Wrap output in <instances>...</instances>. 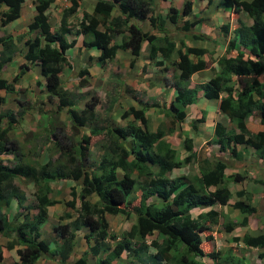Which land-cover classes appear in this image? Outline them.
Returning <instances> with one entry per match:
<instances>
[{
    "label": "trees",
    "instance_id": "1",
    "mask_svg": "<svg viewBox=\"0 0 264 264\" xmlns=\"http://www.w3.org/2000/svg\"><path fill=\"white\" fill-rule=\"evenodd\" d=\"M24 1L0 0V27L20 16ZM34 1L36 13L28 28L35 30V34L24 40V62L18 65L13 81L29 65L38 64L48 99L57 100L56 111L66 110L73 133L88 126L90 133L103 134L105 140L101 155L94 160L85 145L73 140L63 127L54 126L49 144L59 154L36 165L27 161L19 142L9 137L15 121L13 116L0 114V157L12 155L11 159L7 158L9 164L0 158V236L7 238L5 248L16 250L18 259L13 264H34L47 252L61 264L70 263L79 230H83L87 249L71 264H89L86 259L89 253L96 258L91 264H110L116 258L130 264H250L235 251L237 246L210 251L206 246L213 243L217 224L229 233L237 224L247 225L249 216L259 218L249 190L236 191L238 198L229 202L232 193L228 183L242 182L247 176L245 171L226 174L228 164L223 153L228 151L230 158L241 160L242 152L252 148L255 158L264 164V0H219L215 4L238 16L228 50L218 58L207 47L184 45V38L171 36L175 31L185 38L208 39L204 33L193 30L199 21L192 17L196 0H182L177 7L169 6L164 15L154 8L160 0H93L92 10L83 9L75 22L71 17L76 15L82 2L70 0L61 10L56 25L47 14L54 0ZM212 3L214 0H207V4ZM242 13L247 14L249 24L243 21ZM139 21H148L152 29H143ZM72 27L76 30L70 36ZM229 28L228 23L221 25L224 34ZM78 37L83 47L99 51L97 56H88V59L100 66L120 50H129V64L133 66L145 45L149 63L161 66V74L167 69L172 72L174 82L169 88L175 94L161 108L167 120L155 130L149 129L145 112L148 104L133 95L131 98L138 107L130 104L121 112V118L126 119L122 126L109 122L98 126L95 112L98 98L94 94L79 109L61 79L65 67L74 65L68 50L78 43ZM239 40L244 41L247 52L235 47ZM14 45L10 36H0V74L13 60L10 48ZM214 61L216 66L211 65ZM208 67L213 70L209 79L198 88L190 86L191 75ZM89 73L87 66L78 67L80 84L87 81ZM237 81L239 85L234 86ZM11 89L0 76V102ZM199 90L210 103L216 101L222 120L214 123L213 141H205L197 156L189 132H196L206 113L203 111L198 117L193 114L188 121L189 132L182 138L184 152L188 153L181 157L167 137L182 132L181 126L191 115ZM2 120L5 125H1ZM212 143L218 145L217 153L209 147ZM192 159L197 161V174L171 176L174 168ZM15 178L34 183L33 205L24 204L25 194L14 185ZM67 178L79 189L74 185L70 188L71 199L66 201L67 209L60 216L70 220L52 224L57 239L51 246L42 236V225L48 218V207L59 200L52 196L48 180ZM13 199L16 212L10 217L4 208ZM216 203L230 210L237 209L242 218L238 222L224 218L212 207L192 215L194 208ZM107 214H120L134 221L128 230L110 231ZM258 230L253 234L245 232L241 238L233 236L232 240L236 244L241 240L248 247L259 249L258 255L264 257V225ZM153 233H159L160 238L147 240ZM204 257L213 260L207 262Z\"/></svg>",
    "mask_w": 264,
    "mask_h": 264
},
{
    "label": "rangeland",
    "instance_id": "2",
    "mask_svg": "<svg viewBox=\"0 0 264 264\" xmlns=\"http://www.w3.org/2000/svg\"><path fill=\"white\" fill-rule=\"evenodd\" d=\"M80 1L82 2L81 7L77 11L76 15L71 17L72 22H75L76 19L81 16L83 9L89 10L91 8V4L93 3V0ZM181 3L182 0H171L170 4H168V1L160 0L156 2L154 8L157 12L160 11L161 13L162 11L165 13L169 6H178ZM218 3L219 0H214V3L211 5L207 4V0L194 1L192 17L197 18L199 21L195 24L193 30L195 32L204 33L206 36H208L207 40H194L192 38H185L182 33H175L173 30L171 36L175 39L184 38V45H189L188 42L190 41L191 44H194L191 46H204L210 50H213L214 58H218L219 56L225 54L228 50V40L233 36L232 29L234 28L233 26L237 24L238 16L236 14H231L229 11L224 9L222 5L216 7L215 4ZM69 4L70 0H54L49 5L47 14L54 25L58 23L60 12L63 7ZM35 13V1L27 0L21 9L20 16L8 23L6 26L0 27V36H10L15 43L14 47L10 48L13 60L7 67H4L0 74V76L5 78L8 84L12 86L11 90L5 92V100L0 102V114L9 113L15 120L13 121V128L9 132V137L14 138L19 142L23 153L26 154L25 157L28 162L38 165L37 163L39 162H44L49 158L55 159L58 156L59 152L54 146H50L49 141L51 138L50 131L54 128V126H61L65 129L66 133L72 137L73 140H78L82 145H85L90 154H92V159L95 160L102 153V143L105 140V136L103 134L90 133L88 126L83 127V129L78 131L77 134L73 133L66 110L61 109L56 111L57 100L48 99L47 91L44 88V78L40 75L38 64L34 63L29 65V69H27L16 82H14L12 79L13 75L19 71L18 65L21 62H24V40L27 37H32L35 34V30H29L28 28V24L33 20V15ZM241 17L244 22L247 24L250 23V19L248 18L247 14L242 13ZM139 23L145 30L152 29L148 21H139ZM224 23H228L230 26L226 34H224L221 30V25ZM75 30L76 28L72 27L69 35L73 36ZM239 41L235 42V47L241 48L247 52L248 48L245 46L244 41ZM144 46L141 53L142 57H139L133 66H130L129 64L131 58L129 50L118 51L116 56L112 60L106 61L103 66H100L96 63L93 64L94 60L92 59L89 61L88 56H97L99 51L96 48L87 49L83 47L81 37H78V43H76L73 48L68 50L71 63L74 65L72 67L66 66L62 72L61 79L63 87L70 91L75 100V104L79 109L85 107V102L90 98L91 95L94 94L97 96L98 103L96 105L95 112L98 126H103L107 122L111 124L113 123L114 125H124L126 123V119L121 118V112L128 109L130 104L138 107L136 101L131 98L132 95L137 96L138 99H141L143 102L148 104V109L145 112L148 119L149 129L155 130L160 126L161 123L167 120L162 113L161 108H164L168 100H170L175 94V91H173V94H170L169 89V87H171L174 82L172 72L170 69H167L164 71V74H161V66H155V64L146 63L143 59L146 58V49ZM213 64L215 66L217 65L216 62ZM79 66H87L90 72L87 76V81H84L83 84H80L78 80L77 69ZM160 74L164 75L165 78H162L165 82L162 85L159 83L162 81ZM212 74L213 70L211 68L203 72L196 73L190 77L189 85H193L198 88L199 85L207 81ZM262 77H264V73ZM238 85L239 81L235 82L234 86ZM129 88L131 90H128ZM123 92H125L126 95H124ZM199 92L200 97H202V91L199 90ZM214 102L216 103V101ZM201 104L202 99H200L199 103L197 101L195 107L191 111V115L186 119L183 125H188V121L190 120L191 116H193V114H195V117H198L203 111H205L199 107ZM23 110H25V112L24 115L21 116V112ZM212 115L213 114L211 113L209 117H212ZM220 116L222 120V115L217 111L213 117V121H210L211 125H213L215 120ZM128 118L130 119L132 117ZM1 125H5L4 120L1 121ZM211 131H213V129L207 124L203 132V135L206 139L209 138V136L206 135L207 132ZM187 132H189V130H183L181 133L186 135ZM84 134H86V136ZM85 137H87V139H85ZM181 138H183V135H181ZM212 151L213 153H217V147H214V149L212 147ZM223 154H229V152L225 151ZM242 154L256 153L252 148H247L242 152ZM0 158L4 163L9 164L10 161H8V159H11L12 155L3 154ZM248 162L249 160L247 161V164ZM249 168L250 167L247 166L246 169L249 170ZM188 169L189 172H193L192 174H194L197 170V168L192 164ZM251 170L254 178L258 179V181H254L253 179L249 180L247 183L249 188L259 186V188L264 189V182L260 181V179H264V171H260L262 169L253 168H251ZM240 171L242 172L243 170L241 169ZM48 181L52 186V196L59 201L56 204L49 206L47 209L49 215L45 223L42 225V236H44V238L50 242V245L53 246L57 237L52 230V224L59 221L67 222L70 220L68 218H61L60 216L63 214L64 210L67 209L65 207L66 201L71 199L70 188L74 185L78 190L79 187L75 185V182L71 180V178L58 181ZM14 185L19 191L25 194L24 204L33 205V192L35 190L34 183L29 179L23 180L20 178H15ZM245 189L249 190L248 186H246ZM234 198L235 195H233L232 201H234ZM260 202L264 203V199H260ZM261 209H263L262 206ZM226 210L227 214L229 213V216L233 214V212H231L233 210H230L229 207H227ZM4 211L8 213L10 217H12L16 212V200L13 199L11 204L4 208ZM221 215L226 217L225 214ZM239 216L240 215H238V217ZM257 217H259V215H257ZM107 218L109 220L110 230L117 232H119L121 229L128 230L134 221V218H125L123 215H108ZM219 228L224 229L223 226ZM146 238L147 240H151L153 238L157 239L160 238V234L153 233ZM220 238L221 239L216 240L217 246H222V248H225L223 246L230 244H232L230 247L235 246L233 245L234 243L232 241L230 243V240L227 239L228 235L225 237L227 242L223 237ZM6 241V237L0 236V247L3 252V259L0 261V264H13L18 259V256L15 249L9 250L5 248ZM75 243L77 246L72 251V256H70L69 259L70 263L68 264H71L76 259L81 257L83 251L87 249L86 241L83 237V230H79L77 233ZM109 243L113 244L114 242L109 241ZM210 248V244H207V251L210 250ZM235 251L240 254L243 252V248L239 246L235 249ZM253 254L258 255V251ZM101 256H105V253H102ZM86 259L87 262L91 264L92 262H95L96 258L89 253L86 255ZM34 264L61 263L56 259V256L52 255L50 252H47ZM110 264L130 263L126 260L116 258L113 259Z\"/></svg>",
    "mask_w": 264,
    "mask_h": 264
},
{
    "label": "crops",
    "instance_id": "3",
    "mask_svg": "<svg viewBox=\"0 0 264 264\" xmlns=\"http://www.w3.org/2000/svg\"><path fill=\"white\" fill-rule=\"evenodd\" d=\"M25 1H27V0H25ZM25 1H24V3H25ZM162 1H168V4L171 3V0H162ZM24 3H23V5H24ZM92 7H93V3L91 4V8L89 10H87V9H85V10L90 12L92 10ZM175 7H177V6H175ZM22 8H23V6H22ZM167 10L168 9H166V11ZM161 13L164 15L166 12L163 13L161 11ZM194 40H196V39H194ZM188 44L190 46L194 45V44H191L190 41L188 42ZM143 59H144V61L146 63H149V61L146 58H143ZM214 62H212L211 65H214L213 64ZM209 68L210 67L204 69L203 71H205V70H207ZM203 71H199V72H203ZM199 72H196V73H199ZM196 73L192 74L191 76L195 75ZM160 78L161 79L162 78L165 79L164 75H161ZM163 79H162L161 82H159L160 85L165 83L163 81ZM193 87H195V86H193ZM169 89H170V94L171 93L173 94L174 90L172 88H169ZM200 99H202V104L199 107L201 109L205 110V113H206L205 120H204V123H202V124H200L198 126L196 132H189V136H191L192 140H193L192 141L193 142V150L196 152L197 156H198L199 150L204 145L205 141H207L209 139H211L213 141V138H214L213 131H211V132H207L206 135H208L209 138L206 139L204 137V135H203L204 128L208 124V125H210V128L213 129L214 123L217 120L221 119V116H220L218 119L215 120L213 125H211L210 121L211 122L213 121V117L215 116L216 112L218 111L217 103H210L208 100H206L204 98L203 95H202V97H200V92H199L198 93V97H197L195 102L197 103V101H198V103H199ZM196 103L194 105H196ZM211 113L213 115H212V117H209V115H211ZM209 118H210V120H209ZM181 128H182V131L183 130L184 131L185 130L188 131L189 127H188V125H182ZM181 135H183V134L176 132L173 135L168 136L167 140L171 143V146L177 148L180 151V156L183 157L188 152H186V153L184 152L185 150L183 149V139L181 138ZM209 147L210 148L213 147V149H214V147H218V145L215 144V143H212ZM224 156L226 157V162L228 164V166L225 169V173L226 174H230V173H233V172H240V173H242L244 171L247 172V173L245 172L247 177L242 182H229L228 183L229 190L232 193L229 202L230 203L233 202L232 201L233 195H235L234 201H235V199L238 198L237 195H236V191H238V190H240L242 188L245 189V187L248 186V189H249V191L252 194V203L256 206V209H257V212L255 214L259 215L258 220L261 223L258 226L257 225V219L256 218L254 219V217H252V215H251V216L248 217V224L247 225L237 224V226L229 233L228 232H224V229H220L219 228V227H221V225L217 224L215 226V228H217L218 231H214L213 232V234H214V238L213 239L214 240H213V243H211L212 245L210 244V247H211L210 250H212V248H214L215 250H217L219 248H222V246H217L216 245V240L217 239H221L220 237H223L224 240H225L226 239L225 237H227V235H228L227 239H229L230 243H231V241L233 242V240H232L233 236H238L239 238H241V236L245 232H250V233L253 234V232H255L254 231L255 229H259L260 230V227L262 228V225H264V203L260 202V199H264V189L263 188H259V186H254V187L249 188V185L247 184L249 182V180H252V179L254 181H258V179L254 178L253 173L251 172L252 171L251 168H253V169H262L260 171H264V164L262 163L261 159L255 158V154H242L241 160L232 159V158L229 157V154H224ZM207 157L210 158V154H207ZM248 160H249V162L247 164ZM191 164L194 167L197 168V170L195 172L197 174L198 173L197 161H194L192 159L190 162L182 165L180 168H174L172 170V172H171V176L179 175L181 173H183V174L189 173L190 174L191 172H189L188 168L191 166ZM247 166L250 167L249 170L246 169ZM241 169L243 170L242 172L240 171ZM260 181L264 182V179L262 178V179H260ZM261 206L263 207V209H261ZM211 207L218 211V213L220 214L219 216H221V214H225L226 217H224V215H223L224 218L228 217V219L233 220V221H237V222L242 218V214L237 209H234L233 211H231V212H233V214L229 216V213L227 214V210H226L227 206H221L218 203L212 204V205H209V206L194 208L193 211H192V215L196 216V213L201 212V211L209 210ZM108 215H113V214H107V216ZM114 215H120V214H114ZM238 215H240V216L238 217ZM107 220H108V218H107ZM108 223H109V220H108ZM109 230H110V228H109ZM121 230H124V229H121ZM110 231H112V230H110ZM114 232H117V231H114ZM205 234L206 233H203V235H205ZM227 239H226V242H227ZM233 243H234L233 245L237 246V248L239 246L243 248V252L240 253V254L245 256L247 259H250L251 260V261L249 260L250 264H264V262H263L264 257H261V256H259L257 254H253V253H256L257 251H259V249L255 248V247H248L247 245L243 244L241 240H239L237 244L235 242H233ZM231 245L232 244L226 245V246H223V247H228V246L230 247ZM210 250H208V251H210ZM205 259H208V260H205ZM204 260L207 261V262H211L213 259L211 257H204ZM134 264H139V263H134Z\"/></svg>",
    "mask_w": 264,
    "mask_h": 264
}]
</instances>
